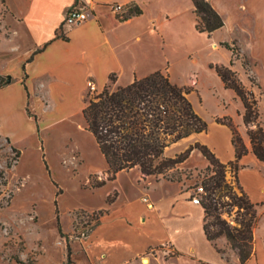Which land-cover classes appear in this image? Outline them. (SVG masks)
Instances as JSON below:
<instances>
[{"label":"crops","instance_id":"0c3cea01","mask_svg":"<svg viewBox=\"0 0 264 264\" xmlns=\"http://www.w3.org/2000/svg\"><path fill=\"white\" fill-rule=\"evenodd\" d=\"M209 2L225 20V26L211 36L197 30L193 0H8L10 19L24 31L26 41L21 55L7 63L13 71V77L9 76L11 83L0 88V137L16 145L31 134L37 135L41 126L44 128L28 115V102L33 106V113L43 118L42 124L58 115L62 120L83 108L90 83L102 91L111 75L116 76L118 86H126L136 77L144 78L157 71L169 73L173 80L174 67L186 61V66L191 67L188 71L198 76L195 80L198 87L216 93L211 97L215 98L218 119L231 120L248 150L239 160L238 180L251 202L257 205L259 221L254 230V254L246 264H264V162L254 154L250 135L242 129L244 114L240 116L238 111H245L243 102L233 90L225 87L216 70L211 68L212 65L230 66L234 58L232 55L227 60L210 58L204 72L192 68L202 57L192 41L202 36L219 37L220 42L210 44V53H219L225 52L221 43L239 35L248 37L251 57L264 67V0ZM114 3L123 5L122 14L112 11ZM74 6L86 8L89 20L75 27H65L66 14ZM134 6L139 7L142 14L124 19ZM233 42L238 43V40ZM242 64L240 58L234 61L232 68L245 87L250 88L241 72ZM180 82L192 80L190 77ZM72 105L79 107L62 113L61 107ZM207 122V132L194 134L177 144L196 136L221 162L235 161L231 128L219 122ZM24 133L29 134L24 136ZM151 178L143 179L145 186L141 189L147 193L153 207L149 208L141 198L139 203L145 210L135 224L128 218L132 202L120 205L123 195L118 189L120 194L109 204L99 225L101 227L114 207L120 205L118 214L123 227L135 228L150 239L118 264L136 259L152 246L172 252L173 264L240 263L234 252L232 261L228 262L208 240L204 230L205 210L193 202L188 191L167 185L164 180L151 182ZM170 188H175L174 192H170ZM219 244L225 249L227 239L220 238ZM101 254L105 255L101 264H105L107 256Z\"/></svg>","mask_w":264,"mask_h":264},{"label":"rangeland","instance_id":"374dc122","mask_svg":"<svg viewBox=\"0 0 264 264\" xmlns=\"http://www.w3.org/2000/svg\"><path fill=\"white\" fill-rule=\"evenodd\" d=\"M234 39L238 43L233 42ZM234 39L225 43H236L240 49L243 63L241 72L250 87L246 88L254 94L257 102L253 108L254 114L258 112L255 124L264 130L263 63L251 57L247 36L239 35ZM25 41L24 31L10 19L8 0H0V75L6 79L4 86L7 85L9 76L13 77V71L7 67V63L21 55ZM213 41L220 42L219 37L211 39L202 36L192 41L202 52L198 65L193 66V69L204 72L208 59L227 60L228 56L233 57V52L223 46L225 52L210 53ZM182 63L174 67L173 80L189 90V98L203 119L218 123V108L215 98L211 97L216 96V93L200 89L195 82L198 76L188 71L191 67L186 66V61ZM190 77L192 82H180ZM92 86H95L94 83ZM90 90H96V87H90ZM85 99L86 97L83 99V108ZM78 107L79 105H72L61 109L65 114ZM30 109L33 113L31 104ZM82 109L62 120L61 115H58L43 124V118L38 117L44 128L41 126L37 135L31 134L20 144L14 145L0 137V264H68V243L71 248L70 264H101L105 259V255L101 253L107 256L105 264H118L150 241L148 236L137 229L123 227L118 214L120 205L132 202L128 218L135 224L145 210L139 200L142 198L144 201L149 196L141 189L145 184L138 170L122 172L115 181L107 182L102 188H94V185L107 179L108 167L95 138L86 129ZM238 114L241 116L245 111L239 110ZM255 124L247 127L242 122L241 126L249 134L250 130H256ZM197 142L203 144L196 136L187 139L171 147L167 156L174 157ZM13 149L19 151V156ZM8 163L15 165L8 168ZM208 166L209 161L197 150L169 174L173 181H160L164 180L167 185L181 191H188L194 198L198 196V188L203 186ZM226 180L241 196L243 189L230 169L226 173ZM150 181L158 180L152 177ZM118 189L122 192L123 199L99 229L96 214L109 209L108 200L120 194ZM174 190L175 188H170V192ZM202 195L199 198L202 199ZM225 209L230 212H225L223 218L236 225L240 218L238 208ZM58 216L64 237L59 233ZM102 221L101 219V224ZM217 244L220 245L219 239ZM221 249L226 252L230 261L233 252L238 256L237 251L229 244ZM173 257V253L167 249L152 246L144 254L125 264H146L144 259H148L149 264H173Z\"/></svg>","mask_w":264,"mask_h":264},{"label":"trees","instance_id":"16d2710c","mask_svg":"<svg viewBox=\"0 0 264 264\" xmlns=\"http://www.w3.org/2000/svg\"><path fill=\"white\" fill-rule=\"evenodd\" d=\"M197 18V30L207 33L225 26L223 17L213 8L209 0H193ZM142 10L131 7L126 18L139 16ZM221 46L233 52L230 66L212 65L222 79L227 89L233 90L245 107L244 123L248 127L255 124L258 112L253 108L257 102L254 94L247 90L233 70L234 61L240 59V49L236 43H221ZM6 79L0 76V88ZM115 75L110 76V82L102 91L90 90L85 99L82 115L86 129L93 135L103 155L108 170V177L94 188H102L107 182L116 180L118 174L138 169L142 178L155 177L158 181L169 178V174L179 165L186 162L194 150H199L209 161L207 175L203 180L204 194L201 206L205 210L204 230L208 240L214 245L219 254L228 262L226 252L221 249L217 240L225 237L228 244L237 251L240 263L246 264L254 254V230L259 221L257 205L252 203L247 194L241 196L227 183L228 169L235 173L238 179L239 160L247 153L243 140L228 118L218 119L219 123L228 125L233 133L232 143L236 151V160L227 164L222 163L215 153L206 145L196 143L174 157L166 156V150L172 145L189 138L194 134L205 133L209 124L196 111L189 98V90L175 83L169 73L157 71L144 78L135 80L126 86H116ZM27 89V88H26ZM28 90V89H27ZM28 97L30 98L29 92ZM27 113L39 123L38 116L32 113L30 102ZM256 125V124H255ZM254 154L264 162V130L257 124L256 130H250ZM19 156V151L13 149ZM14 164L8 163V168ZM117 197L108 200L112 204ZM229 199V200H226ZM226 207L238 208L237 224L232 225L223 218ZM106 211L96 214L97 226L105 216ZM58 229L64 237L60 225ZM68 248V264L71 263V248ZM199 264H208L199 261Z\"/></svg>","mask_w":264,"mask_h":264},{"label":"built area","instance_id":"2783aa9c","mask_svg":"<svg viewBox=\"0 0 264 264\" xmlns=\"http://www.w3.org/2000/svg\"><path fill=\"white\" fill-rule=\"evenodd\" d=\"M111 9L113 12L117 14H122L124 12V7L121 4L114 3L111 5ZM89 20V14L86 8L80 7V6H74L72 7L66 14L64 26L65 27H75L81 24L86 23ZM90 87L94 88L92 86V83H90ZM204 188L200 187L198 188V196L193 198V202L196 205H201V198L199 196L201 194H204ZM144 202L148 204L149 208H152L153 205L150 203L148 198L144 199Z\"/></svg>","mask_w":264,"mask_h":264},{"label":"water","instance_id":"95a60500","mask_svg":"<svg viewBox=\"0 0 264 264\" xmlns=\"http://www.w3.org/2000/svg\"><path fill=\"white\" fill-rule=\"evenodd\" d=\"M12 79L11 77L8 78L7 84L11 83Z\"/></svg>","mask_w":264,"mask_h":264},{"label":"bare ground","instance_id":"6f19581e","mask_svg":"<svg viewBox=\"0 0 264 264\" xmlns=\"http://www.w3.org/2000/svg\"><path fill=\"white\" fill-rule=\"evenodd\" d=\"M146 264H149V260L148 259H144L143 260Z\"/></svg>","mask_w":264,"mask_h":264}]
</instances>
